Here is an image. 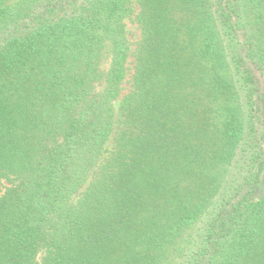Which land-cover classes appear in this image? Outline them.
Wrapping results in <instances>:
<instances>
[{"label":"trees","instance_id":"trees-1","mask_svg":"<svg viewBox=\"0 0 264 264\" xmlns=\"http://www.w3.org/2000/svg\"><path fill=\"white\" fill-rule=\"evenodd\" d=\"M132 2L0 0V264H264V0Z\"/></svg>","mask_w":264,"mask_h":264},{"label":"rangeland","instance_id":"rangeland-1","mask_svg":"<svg viewBox=\"0 0 264 264\" xmlns=\"http://www.w3.org/2000/svg\"><path fill=\"white\" fill-rule=\"evenodd\" d=\"M132 8L133 11L128 16L126 20V24H127V30L129 32V39L134 48L135 45L140 40V34H141L138 24L135 21L139 8L137 4L134 3V0L132 2ZM125 86L127 87V85ZM255 127H256V132L254 134L250 133L248 136H246L245 141L243 142L240 148L239 157H237L234 166L229 169V173H230L229 179L233 181L234 178L237 177L240 180L237 181L239 184H234L233 182L227 183L228 187H227L226 198H228V201L232 200V202H236L237 200L242 198H249V199L258 198L264 194V186L262 182L254 183L252 181L250 184H245L243 179L240 178L241 174L246 175L248 173L247 175H249L250 173L249 170L256 169V168H251L253 167L252 165H254L255 162L251 164L252 158H249V156H251L253 152H256L259 146L261 145L260 124L257 123ZM198 231L199 228L188 231L189 235L186 236V238L189 239L195 236L194 234H196Z\"/></svg>","mask_w":264,"mask_h":264}]
</instances>
